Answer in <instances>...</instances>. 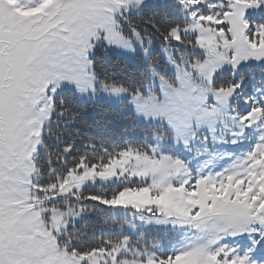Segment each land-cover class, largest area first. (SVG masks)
<instances>
[{
    "label": "snow or ice",
    "instance_id": "6c2138e0",
    "mask_svg": "<svg viewBox=\"0 0 264 264\" xmlns=\"http://www.w3.org/2000/svg\"><path fill=\"white\" fill-rule=\"evenodd\" d=\"M0 264H264V0H0Z\"/></svg>",
    "mask_w": 264,
    "mask_h": 264
},
{
    "label": "rangeland",
    "instance_id": "374dc122",
    "mask_svg": "<svg viewBox=\"0 0 264 264\" xmlns=\"http://www.w3.org/2000/svg\"><path fill=\"white\" fill-rule=\"evenodd\" d=\"M154 230L156 231L154 228H147L146 231H149V230ZM157 235H154V236H149V240L152 241L153 239H155L157 242H161V243H167L168 242V239L169 237L167 236L166 233H164L163 231H157Z\"/></svg>",
    "mask_w": 264,
    "mask_h": 264
},
{
    "label": "trees",
    "instance_id": "16d2710c",
    "mask_svg": "<svg viewBox=\"0 0 264 264\" xmlns=\"http://www.w3.org/2000/svg\"><path fill=\"white\" fill-rule=\"evenodd\" d=\"M152 233H153L152 230H150L149 232H147L148 236H149L150 234H152Z\"/></svg>",
    "mask_w": 264,
    "mask_h": 264
}]
</instances>
